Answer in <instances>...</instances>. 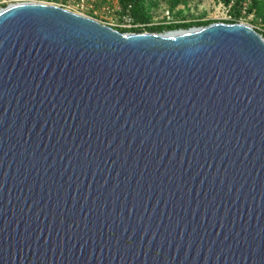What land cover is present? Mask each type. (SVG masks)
Masks as SVG:
<instances>
[{"label": "water", "instance_id": "1", "mask_svg": "<svg viewBox=\"0 0 264 264\" xmlns=\"http://www.w3.org/2000/svg\"><path fill=\"white\" fill-rule=\"evenodd\" d=\"M0 264H264V35L0 7Z\"/></svg>", "mask_w": 264, "mask_h": 264}, {"label": "rangeland", "instance_id": "2", "mask_svg": "<svg viewBox=\"0 0 264 264\" xmlns=\"http://www.w3.org/2000/svg\"><path fill=\"white\" fill-rule=\"evenodd\" d=\"M22 0H0V7L12 2ZM54 2L75 11L94 16L95 18L111 24L120 26L122 23L119 10L121 8L119 0H41ZM153 16L148 22L142 26L156 24L158 22H168L171 20L187 21L193 19H226L231 17L230 7L225 5L222 0H182L178 5L171 6V0H160L152 8ZM241 21L248 22L260 29L264 33V20L261 16L250 13L247 16L241 17ZM140 23V22H139ZM198 26L197 24L189 27L169 28L168 30L190 28ZM121 27V26H120ZM261 32V33H262Z\"/></svg>", "mask_w": 264, "mask_h": 264}, {"label": "trees", "instance_id": "3", "mask_svg": "<svg viewBox=\"0 0 264 264\" xmlns=\"http://www.w3.org/2000/svg\"><path fill=\"white\" fill-rule=\"evenodd\" d=\"M66 1V0H63ZM160 0H119L121 8L119 10L120 16L124 12H129L136 22H148L149 19L153 16L152 8ZM182 0H171V6L178 5ZM225 5L230 7L231 17L226 19H193L187 21H176L171 20L168 22L162 21L156 24H151L148 26H136L132 28L115 26L123 31H166L169 28L177 27H189L191 25H204L213 21L224 20L228 22H237L241 21V17L247 16L250 13H254L258 16H261L264 20V0H222ZM262 32L260 29H258ZM264 35V33L262 32Z\"/></svg>", "mask_w": 264, "mask_h": 264}, {"label": "built area", "instance_id": "4", "mask_svg": "<svg viewBox=\"0 0 264 264\" xmlns=\"http://www.w3.org/2000/svg\"><path fill=\"white\" fill-rule=\"evenodd\" d=\"M121 21L122 23L120 24V26L127 27V28L142 26V24L144 23V22L139 23V22L134 21L133 16L129 12H124L121 14Z\"/></svg>", "mask_w": 264, "mask_h": 264}]
</instances>
